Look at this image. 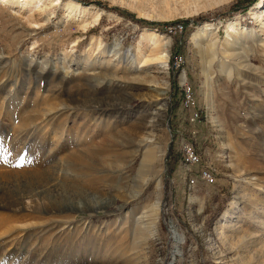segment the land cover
<instances>
[{
    "label": "rangeland",
    "instance_id": "374dc122",
    "mask_svg": "<svg viewBox=\"0 0 264 264\" xmlns=\"http://www.w3.org/2000/svg\"><path fill=\"white\" fill-rule=\"evenodd\" d=\"M28 1L0 0V264H264V0ZM150 32L165 70L137 66ZM175 52L217 174L193 190ZM150 100L164 112L135 131Z\"/></svg>",
    "mask_w": 264,
    "mask_h": 264
},
{
    "label": "built area",
    "instance_id": "2783aa9c",
    "mask_svg": "<svg viewBox=\"0 0 264 264\" xmlns=\"http://www.w3.org/2000/svg\"><path fill=\"white\" fill-rule=\"evenodd\" d=\"M183 30V25H175L169 28L168 32L179 31L182 33ZM169 63V68L174 75L172 96L174 102L176 101L175 103L178 106L176 110L171 106L172 115L176 121L183 119L181 121L190 126V128L186 129L188 137L179 139V137L176 136L173 145L176 154L180 158V166L187 180L186 187L189 190H193L198 185H213L217 176L216 171L211 167L203 166L201 154L191 140L195 138L196 134V131L192 127L201 122V112L196 105L193 88L187 81L186 71L184 67H182L184 56L175 52L170 56ZM174 235L176 239H178L177 234L175 233Z\"/></svg>",
    "mask_w": 264,
    "mask_h": 264
},
{
    "label": "bare ground",
    "instance_id": "6f19581e",
    "mask_svg": "<svg viewBox=\"0 0 264 264\" xmlns=\"http://www.w3.org/2000/svg\"><path fill=\"white\" fill-rule=\"evenodd\" d=\"M11 0H4V3L6 4H9ZM20 3H24V6H28V0H19ZM39 2H41V0H39ZM38 2V3H39ZM15 3V1H13L12 3L10 4H13ZM51 3L52 5L56 6L58 4H61V0H51ZM41 6H31L29 7L30 11H32L33 9H35L36 12H41V14L43 16H45V8L43 9H40ZM76 9V10H75ZM67 10L69 11L68 13H73L72 11H75L77 12L79 15L77 16L78 19H80V23H81V28H86L88 26V23L87 21H85L84 19H82L83 17H85L87 14H89V8L87 7H82V6H78V5H75L74 3L72 2H69L67 4ZM93 21L94 23H97L100 19V14L99 13H96L93 15ZM203 27L202 28H199L198 32L200 33L202 31ZM234 31V27L231 25L230 26V30H229V33H232ZM161 34H156L154 32H150V34H148V42H149V48H148V51H149V54L150 55H153V56H149V55H146V53L142 52L141 54H139V56L137 57L138 59V63H137V66L139 68H143V67H146V66H150L152 64H149L150 62L149 61H155V63L153 65H157L159 64L160 65V68L165 70V64H166V59L168 57V52L166 50L167 48V43L166 42H163L162 40L165 39L164 36H160ZM95 43V41H94ZM100 45V44H99ZM161 50V52H159ZM113 54V56H115L117 53H116V49L115 47L113 49H111V51ZM147 52V51H146ZM136 60V59H135ZM133 60V61H135ZM149 62V63H148ZM163 88L162 89H166V86L167 84L163 82ZM160 95H163L162 93ZM161 99H156L155 101H159ZM146 104L148 106H151V111L149 109V111L146 109H144L141 113H140V122H138V126H135L134 127V130H141L142 129H153L154 127V119L157 120V118H159V116L164 112V109H163V106L158 102L155 103V105L152 106V103H151V100L146 102ZM149 121V122H148ZM147 157H150V153L147 154ZM5 225V224H3ZM145 229V228H144ZM140 234V233H138Z\"/></svg>",
    "mask_w": 264,
    "mask_h": 264
},
{
    "label": "trees",
    "instance_id": "16d2710c",
    "mask_svg": "<svg viewBox=\"0 0 264 264\" xmlns=\"http://www.w3.org/2000/svg\"><path fill=\"white\" fill-rule=\"evenodd\" d=\"M255 0H251V2H254ZM244 11H245V9H244ZM183 27H184V29H185V25H183Z\"/></svg>",
    "mask_w": 264,
    "mask_h": 264
}]
</instances>
